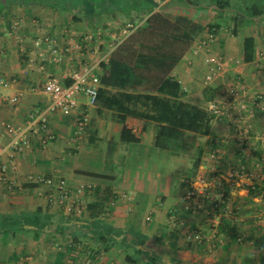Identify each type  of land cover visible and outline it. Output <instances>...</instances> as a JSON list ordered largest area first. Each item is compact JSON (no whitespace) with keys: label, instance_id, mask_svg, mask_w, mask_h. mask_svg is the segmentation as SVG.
Wrapping results in <instances>:
<instances>
[{"label":"crops","instance_id":"0c3cea01","mask_svg":"<svg viewBox=\"0 0 264 264\" xmlns=\"http://www.w3.org/2000/svg\"><path fill=\"white\" fill-rule=\"evenodd\" d=\"M44 36L84 47L53 61L47 44H36ZM210 54L224 67L206 82ZM133 55L141 90L175 78L184 100L208 108L237 88L251 109L213 119L209 134L189 133L184 145L159 147L155 123L128 116L139 142H124L116 112L98 103L79 129L87 100L80 94L78 111L52 113L40 138L8 147L7 124L23 125L51 102L43 90L50 77L69 84L87 59L99 64L101 87L131 88L105 83L103 64ZM0 79L8 82L0 85V264H264V196L227 176L264 167L255 136L264 131V0H0ZM257 96L262 108L252 104ZM238 129L248 133L246 151ZM193 153L201 161L191 177ZM43 175L65 179L81 211L50 200L36 182ZM83 183L92 187L79 190ZM213 193L224 194L220 206ZM216 220L218 235L209 239Z\"/></svg>","mask_w":264,"mask_h":264},{"label":"built area","instance_id":"2783aa9c","mask_svg":"<svg viewBox=\"0 0 264 264\" xmlns=\"http://www.w3.org/2000/svg\"><path fill=\"white\" fill-rule=\"evenodd\" d=\"M90 36L84 37L85 41L90 40ZM42 43L47 44V48L50 53L51 60L59 61L62 54L70 50L83 49L84 44L77 40H69L64 47H60L51 36L40 37L36 40L37 45ZM206 61L209 65L208 73L206 74L205 81L211 82L215 77L223 70L224 63L221 57L210 54L207 56ZM99 64L92 63L87 59L82 61V65L79 69H76L71 74L72 82L69 84H63L57 77H50L43 86V90L50 95L51 102L43 110L31 117L23 125H15L13 123L7 124V129L11 133L12 138L8 143V147L14 150H21L24 146L31 142L32 137L40 138L43 131L48 130L50 122V116L56 111L63 113H72L80 109L81 101L79 99L80 94H84L87 98L86 108L79 110L75 119L76 125L79 129L85 127L90 120L89 108L95 106L98 103L99 90L101 87L100 75L98 72ZM8 82L4 79H0V85H7ZM19 95H14L11 100L17 101ZM250 103L242 96L241 92L237 88H233L230 91L229 97L224 101L214 100L208 105V109L215 115L214 119H224L225 117L234 116L235 119L242 117L243 114L251 109ZM256 107H263L262 97L257 98L252 103ZM238 141L239 146L243 151L247 150V139L249 138L248 133L243 129H238ZM255 136L259 139L260 144L264 147V131L259 130L255 132ZM2 151H0V156ZM1 170L5 171V165H1ZM227 176L234 183L248 182V186L251 190L264 196V167L258 169H247L244 166L233 168L228 171ZM34 177L31 176L30 179ZM43 183L48 186V197L54 202H59L72 211L76 209L81 211V207H77L72 203L73 192L68 186L65 179H59L57 182L54 181L51 176H40L37 177L36 182ZM91 184L79 185V190L91 188ZM197 189L192 188L188 192V196L191 197L196 193ZM214 205L220 206V201L224 198L223 193H213ZM238 207H232L229 210V214L234 215ZM219 221L213 222L212 234L209 239H212L218 235L217 226Z\"/></svg>","mask_w":264,"mask_h":264},{"label":"trees","instance_id":"16d2710c","mask_svg":"<svg viewBox=\"0 0 264 264\" xmlns=\"http://www.w3.org/2000/svg\"><path fill=\"white\" fill-rule=\"evenodd\" d=\"M244 43V59L251 61L254 39L247 37ZM138 60L139 56L133 55L127 59V62L116 64V59L111 57L106 64H103L107 72L105 73V83L112 79V81H120L122 86L129 82L132 84L131 88L119 87L115 91L107 87H101L99 90L98 104L114 110L122 123V141L139 142V138L134 136L126 125L128 116L155 123L156 145L159 147L169 143L184 145L189 133L209 134L215 117L214 113L208 108L184 100L182 98L184 91L177 79L166 77L162 78L155 87H146L143 90L137 88L141 81L139 77L135 78L134 62L136 63ZM141 62H144L143 58H141ZM132 64L133 66H131ZM200 161L197 153H193L191 177L197 173Z\"/></svg>","mask_w":264,"mask_h":264}]
</instances>
